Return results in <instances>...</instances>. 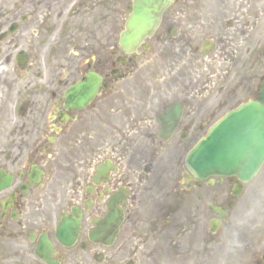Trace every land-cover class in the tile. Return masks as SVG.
Masks as SVG:
<instances>
[{"label":"flooded vegetation","instance_id":"obj_1","mask_svg":"<svg viewBox=\"0 0 264 264\" xmlns=\"http://www.w3.org/2000/svg\"><path fill=\"white\" fill-rule=\"evenodd\" d=\"M148 3L0 0V264H264L262 187L186 163L258 100L264 0H167L126 46Z\"/></svg>","mask_w":264,"mask_h":264},{"label":"water","instance_id":"obj_2","mask_svg":"<svg viewBox=\"0 0 264 264\" xmlns=\"http://www.w3.org/2000/svg\"><path fill=\"white\" fill-rule=\"evenodd\" d=\"M161 0H157V6ZM152 12V11H151ZM149 12L141 11L131 18L130 30L144 29L151 20ZM264 161V106L250 102L229 113L214 131L188 156L194 172L236 174L251 179Z\"/></svg>","mask_w":264,"mask_h":264},{"label":"rangeland","instance_id":"obj_3","mask_svg":"<svg viewBox=\"0 0 264 264\" xmlns=\"http://www.w3.org/2000/svg\"><path fill=\"white\" fill-rule=\"evenodd\" d=\"M262 182H264V165L254 183L261 184ZM246 207L253 212L262 213L264 215V187L261 190L259 197L252 199V204L246 205Z\"/></svg>","mask_w":264,"mask_h":264}]
</instances>
